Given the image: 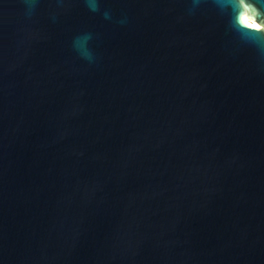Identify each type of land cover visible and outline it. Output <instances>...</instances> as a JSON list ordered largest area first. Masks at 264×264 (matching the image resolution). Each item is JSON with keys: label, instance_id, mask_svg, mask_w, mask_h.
I'll use <instances>...</instances> for the list:
<instances>
[{"label": "water", "instance_id": "95a60500", "mask_svg": "<svg viewBox=\"0 0 264 264\" xmlns=\"http://www.w3.org/2000/svg\"><path fill=\"white\" fill-rule=\"evenodd\" d=\"M0 264H264V0H0Z\"/></svg>", "mask_w": 264, "mask_h": 264}, {"label": "bare ground", "instance_id": "6f19581e", "mask_svg": "<svg viewBox=\"0 0 264 264\" xmlns=\"http://www.w3.org/2000/svg\"><path fill=\"white\" fill-rule=\"evenodd\" d=\"M242 22L245 23L246 25L250 26V27L255 28V24L253 22H250L246 17H243Z\"/></svg>", "mask_w": 264, "mask_h": 264}]
</instances>
